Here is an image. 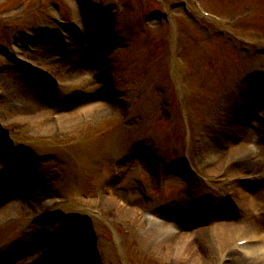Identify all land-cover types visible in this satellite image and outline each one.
<instances>
[{
  "label": "rangeland",
  "instance_id": "obj_1",
  "mask_svg": "<svg viewBox=\"0 0 264 264\" xmlns=\"http://www.w3.org/2000/svg\"><path fill=\"white\" fill-rule=\"evenodd\" d=\"M183 1L118 0L100 42L81 0H0V207L29 209L0 260L29 233L26 264H264L239 248L264 244V0H201L220 24ZM225 222L247 231L220 250Z\"/></svg>",
  "mask_w": 264,
  "mask_h": 264
},
{
  "label": "bare ground",
  "instance_id": "obj_2",
  "mask_svg": "<svg viewBox=\"0 0 264 264\" xmlns=\"http://www.w3.org/2000/svg\"><path fill=\"white\" fill-rule=\"evenodd\" d=\"M38 88L40 90H46L45 86L43 84L40 83V85H38ZM46 95V94H45ZM11 94H10V98H11ZM12 99V98H11ZM13 100V99H12ZM14 100H16V98L14 97ZM13 103V101H12ZM21 101L16 105V107H18L19 105H21ZM41 104V103H40ZM261 107L263 108L264 106L262 104H260ZM24 106V105H22ZM90 110V109H89ZM241 150V149H240ZM242 152L243 149H242ZM2 154L4 153V150H2L1 152ZM10 159V157H9ZM257 183V180L253 181V183ZM255 183V186L253 185V191L257 189V194L255 193V195L257 196L256 198H260V194L259 193H262L261 189L258 188L257 184ZM261 184V183H260ZM260 187V185H259ZM13 192H10V193H3L2 197H5L7 195H10L12 194ZM28 195H26L25 197H29V198H32L34 197V193L33 192H30V193H27ZM8 198V197H7ZM51 205V203L49 204ZM237 206H239V209L242 208V205L238 204ZM31 207H36V205H31ZM243 210V208H242ZM11 212V211H15L16 214L20 217H24L25 215H27L29 213V209L26 208L24 206V201H21V200H11L8 202V204H6L5 206L3 207H0V221L5 218V213L7 212ZM226 213L229 214V215H233V213L230 211V210H226ZM43 217H46L43 216ZM264 221V219H263ZM216 228L212 229V233H210V239L212 241H215V242H220V250H225V249H228L229 247V243L232 241V243L234 242L235 246H236V238L237 236L240 237V236H243V233H244V230L246 229V227L244 228V226L242 225V227L239 225H236L232 222H225V223H222L221 225L218 224L215 226ZM211 227H209L210 229ZM247 231V230H245ZM205 233H207L206 231H204ZM236 232V233H235ZM238 232V233H237ZM242 233V234H241ZM180 235H181V231L179 232V234L173 236V241L171 242L170 244V247L171 248H177L176 245H174V243L176 242L175 240L180 238ZM31 234L29 233H26L24 234L22 240L19 242L18 244V251L13 254L11 257H4L3 260H0L2 261L3 263H6L8 261H10L11 263L14 261V263L12 264H26L27 262L26 261H21L19 260L18 258H20L21 256H24L27 252L26 250H28L26 248L27 246V243L29 244V241L31 239ZM240 241H242V243L240 244V248L242 250H244V255L246 257H248L249 259H251L252 261L256 262L259 260L260 258V253L264 251V244L263 243H259V242H252L250 241L251 238H253L252 236H249V234L247 236H244V237H240ZM258 240V239H257ZM234 247V246H233ZM261 253V254H262ZM222 258L225 259L226 258V255H222Z\"/></svg>",
  "mask_w": 264,
  "mask_h": 264
}]
</instances>
